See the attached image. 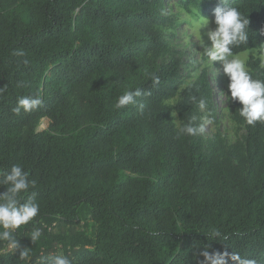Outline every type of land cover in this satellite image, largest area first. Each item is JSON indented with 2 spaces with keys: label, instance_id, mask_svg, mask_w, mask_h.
<instances>
[{
  "label": "trees",
  "instance_id": "1",
  "mask_svg": "<svg viewBox=\"0 0 264 264\" xmlns=\"http://www.w3.org/2000/svg\"><path fill=\"white\" fill-rule=\"evenodd\" d=\"M185 1L211 7L209 19L217 7ZM228 2L249 19L248 43L234 56L260 55L264 0ZM165 3L0 0V180L22 166L36 185L21 203L35 194L39 204L14 233L28 256L0 240V264H48L61 253L71 264H209L207 251L264 264V122L248 125L230 101L242 140L179 133L203 114L217 125L215 91L203 68L178 94L182 61L166 40L174 22ZM259 55L245 62L254 79H264ZM137 89L136 104L115 108ZM37 94L40 106L12 111Z\"/></svg>",
  "mask_w": 264,
  "mask_h": 264
},
{
  "label": "clouds",
  "instance_id": "2",
  "mask_svg": "<svg viewBox=\"0 0 264 264\" xmlns=\"http://www.w3.org/2000/svg\"><path fill=\"white\" fill-rule=\"evenodd\" d=\"M200 17H202L200 15ZM196 30L200 34L203 55L211 62H219L223 74L228 79L227 101L239 102L240 116L248 125L254 126L257 122H264V79H254L246 68L245 62L234 56L233 49L241 44L248 43L249 19L245 17L236 7L230 6L228 0H217V7L213 9L212 19L202 17L193 21ZM209 23L213 28H208L205 33L210 44L205 46L201 35V29L207 28ZM16 55L23 56L22 51ZM27 61H25L26 63ZM217 74V71H216ZM158 83V78H156ZM141 95L140 90H127L120 95L115 102V108L120 109L128 105L136 104V98ZM195 99V98H193ZM42 98L37 95L20 97L17 106L12 109L16 114L21 110L29 112L42 104ZM198 107L204 109L206 101L201 98ZM196 117H192L195 120ZM212 119L206 118L204 123L211 124ZM204 131L203 126L195 127L191 123L180 127V134L197 135ZM29 174L20 165H13L4 175L0 184L6 185L5 191L0 193V240L7 242L10 251L20 250V256L27 257L29 250L20 245L14 235L15 230L22 225L33 221L39 213V204L35 200V194L21 203V194L26 193L36 185L35 180H29ZM214 236L219 237L221 233L214 230ZM41 236L39 228L32 230L30 240L34 243ZM208 258L209 264H227L230 259L234 264H255V261L242 258L238 253L214 252L203 253ZM48 264H71V261L62 253L49 258Z\"/></svg>",
  "mask_w": 264,
  "mask_h": 264
},
{
  "label": "rangeland",
  "instance_id": "3",
  "mask_svg": "<svg viewBox=\"0 0 264 264\" xmlns=\"http://www.w3.org/2000/svg\"><path fill=\"white\" fill-rule=\"evenodd\" d=\"M198 1L201 0H197V2ZM186 2L187 1L185 0H166L165 3V15L171 16L174 22L173 28L166 32V40L168 45L180 54L182 61L178 94L180 95L182 93V90L186 85L197 79L203 68H207L210 82L215 91V119L217 125L213 122L211 124H205L204 121L208 117L203 114L200 126H203L204 131L201 132V134L205 140H209L218 133L220 138L227 145H232L237 141L242 140L244 129L242 126L235 124L231 119L233 106L230 101L226 102L227 97L225 96V94H227L228 79L223 74L219 62H213L212 66L211 62L204 57L200 34L196 30L195 23L193 22L196 19H202V17H205V12H208L211 7H208V10H204L197 8L192 4L188 5V9H185L183 5ZM200 15L202 17H200ZM209 21H211V19H209ZM213 27L214 25L209 23L207 28L201 29L203 44L205 46L210 44L205 33L208 28ZM257 55H259L258 51L251 50L235 56L246 62L248 57ZM259 56L264 65V46L261 49V54ZM176 99L168 101L167 103L173 105ZM174 121L178 124L176 118ZM48 123L49 121L47 119H42L38 126V130L42 131L46 129Z\"/></svg>",
  "mask_w": 264,
  "mask_h": 264
}]
</instances>
